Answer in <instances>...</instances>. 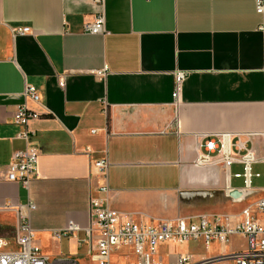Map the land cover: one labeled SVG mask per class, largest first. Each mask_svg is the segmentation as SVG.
Segmentation results:
<instances>
[{"label": "crops", "instance_id": "crops-1", "mask_svg": "<svg viewBox=\"0 0 264 264\" xmlns=\"http://www.w3.org/2000/svg\"><path fill=\"white\" fill-rule=\"evenodd\" d=\"M254 2L104 0L101 35L83 31L92 0H0V252L15 247L16 212L5 206L31 202L41 252L93 264L82 240L100 182L92 165L103 157L100 196L136 221L239 215L264 198V162L252 164L249 188L232 175L240 164H194L203 135L224 132L264 158V17ZM176 69L188 72L178 102ZM22 105L40 114L26 139L13 123ZM25 147L38 154L28 188L3 179ZM68 221L80 229L56 236Z\"/></svg>", "mask_w": 264, "mask_h": 264}, {"label": "built area", "instance_id": "built-area-1", "mask_svg": "<svg viewBox=\"0 0 264 264\" xmlns=\"http://www.w3.org/2000/svg\"><path fill=\"white\" fill-rule=\"evenodd\" d=\"M98 10L92 21L83 24V31L88 34H105V17L103 12L104 0H92ZM255 10L264 17V0H255ZM264 28V24L260 25ZM18 34H32L29 27H17ZM97 72L104 75V70ZM188 72L176 69L173 72L174 86L172 99L178 102L181 95L182 82ZM58 83L63 84L62 76ZM24 96L31 101L40 99L38 91L32 86H25ZM39 113L27 106H19L13 113V123L21 130L17 137L26 139L27 124L31 119L39 117ZM203 151L197 153L194 164H220L229 170L232 164H240L241 171L233 173L236 178L243 180L249 188L252 164L264 162L258 159L254 150L246 146V141L240 135L232 133H213L203 135ZM38 154L33 147H25L12 153L10 162L6 165L3 179L17 182L28 188L36 170ZM106 157L93 162L94 173L100 179L95 187L97 195L89 197V220L84 228L88 245L87 254L93 264H120L112 262V255L118 254L128 260L126 264H264V198L253 207H245L239 215H198L188 218H178L173 221H158L147 223L136 221L128 213H121L108 205L107 199L100 195L108 192ZM16 212L15 249L0 252V264H79L76 258L62 256L51 258L44 255L34 240L33 229L30 225V212L35 209L31 202L25 204L6 205ZM239 218V219H238ZM80 227L73 221L55 231V235H69ZM242 234L247 239L245 249L233 253L196 259L191 254H164L159 246L167 242L183 243L200 240L205 248L212 242L227 244L230 236Z\"/></svg>", "mask_w": 264, "mask_h": 264}, {"label": "rangeland", "instance_id": "rangeland-1", "mask_svg": "<svg viewBox=\"0 0 264 264\" xmlns=\"http://www.w3.org/2000/svg\"><path fill=\"white\" fill-rule=\"evenodd\" d=\"M247 246V239L242 234H234L230 236L229 242L223 244L220 242H212L208 248H205L204 244L198 241H186L183 243L167 242L159 246L160 252L164 254H191L196 259L212 257L216 255L233 253L245 249ZM12 249H15L13 246ZM112 262L126 264L128 262L124 257L114 254L111 257ZM83 264H87V261H83ZM224 264H231V262H226Z\"/></svg>", "mask_w": 264, "mask_h": 264}, {"label": "water", "instance_id": "water-1", "mask_svg": "<svg viewBox=\"0 0 264 264\" xmlns=\"http://www.w3.org/2000/svg\"><path fill=\"white\" fill-rule=\"evenodd\" d=\"M230 196H232V197H237V196H239L240 194H241V192L240 191H238V190H232V191H230Z\"/></svg>", "mask_w": 264, "mask_h": 264}]
</instances>
